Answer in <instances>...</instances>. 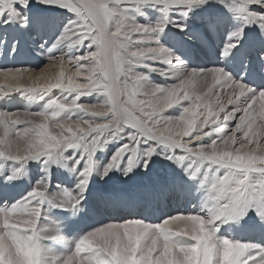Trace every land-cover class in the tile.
<instances>
[{"label":"snow or ice","instance_id":"snow-or-ice-1","mask_svg":"<svg viewBox=\"0 0 264 264\" xmlns=\"http://www.w3.org/2000/svg\"><path fill=\"white\" fill-rule=\"evenodd\" d=\"M0 264H264V0H0Z\"/></svg>","mask_w":264,"mask_h":264},{"label":"rangeland","instance_id":"rangeland-1","mask_svg":"<svg viewBox=\"0 0 264 264\" xmlns=\"http://www.w3.org/2000/svg\"><path fill=\"white\" fill-rule=\"evenodd\" d=\"M52 14H58V13H51L49 15H52ZM149 18L150 19H155V16L151 14V16ZM140 19L143 20V17H141ZM82 102H84V103H94L95 102V97L82 98ZM23 105H24V102L23 101H19L16 105L10 106V107L12 108V110H17V109L22 108ZM36 108H37V106H33V110H36ZM109 154H110V152H109ZM99 156H100V154H98V158H99ZM59 175L60 176H63V175H65V173L62 170H60ZM66 176H67V174H66ZM120 181H121V177H120L119 173H116L112 177V179L111 180H108V181H101L100 182V180H96L93 183V185H92L93 192H95L97 190H109V189H112L113 186L114 187H119L120 186ZM108 186H110V187H108ZM95 187L97 188V190H96ZM238 234L240 235L239 232L234 233V235H236V236H239Z\"/></svg>","mask_w":264,"mask_h":264},{"label":"bare ground","instance_id":"bare-ground-1","mask_svg":"<svg viewBox=\"0 0 264 264\" xmlns=\"http://www.w3.org/2000/svg\"><path fill=\"white\" fill-rule=\"evenodd\" d=\"M147 11V10H146ZM59 14H52L51 16H53V17H56V16H58ZM151 16V14H149V17ZM34 58L33 57H31L29 54H23V55H20V56H17L16 57V60L15 61H11L10 59H7V60H5L4 62L5 63H9V64H11V63H23V62H31L32 60H33ZM19 101H21L19 98H18V100H17V102L16 103H14L13 105H11V106H14V105H16ZM61 177V179L62 180H64V181H66L67 183H71V181L70 180H68L67 179V176H66V173H65V175H63V176H60ZM122 179V178H121ZM101 182V181H100ZM100 186V185H99ZM98 187V186H97ZM108 187H110V186H108ZM114 187V186H113ZM96 188V187H95ZM94 188V189H95ZM102 188V187H101ZM100 188V189H101ZM105 188V187H104ZM96 190H97V188H96ZM239 235V234H238Z\"/></svg>","mask_w":264,"mask_h":264}]
</instances>
